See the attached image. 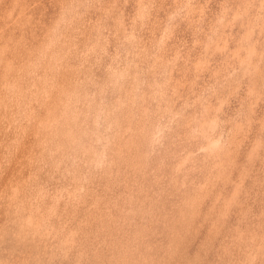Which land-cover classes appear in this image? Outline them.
I'll return each instance as SVG.
<instances>
[{
    "label": "rangeland",
    "instance_id": "1",
    "mask_svg": "<svg viewBox=\"0 0 264 264\" xmlns=\"http://www.w3.org/2000/svg\"><path fill=\"white\" fill-rule=\"evenodd\" d=\"M0 264H264V0H0Z\"/></svg>",
    "mask_w": 264,
    "mask_h": 264
}]
</instances>
